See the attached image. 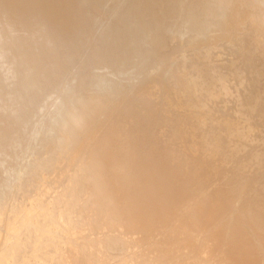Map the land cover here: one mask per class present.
<instances>
[{"label":"bare ground","instance_id":"1","mask_svg":"<svg viewBox=\"0 0 264 264\" xmlns=\"http://www.w3.org/2000/svg\"><path fill=\"white\" fill-rule=\"evenodd\" d=\"M197 1L212 23L192 44L205 49L191 72L167 64L132 87L113 71L71 83L49 116L53 142L27 158L0 150V167L11 158L0 176V264H264V189L249 185L253 169L264 175V136L235 161L255 139L254 116L264 118V91L233 94L237 120L216 117L209 102L232 92L208 57L213 38L228 40L247 19L257 34L243 57L260 47L264 58V0ZM117 19L132 39H159L148 45L156 51L171 39Z\"/></svg>","mask_w":264,"mask_h":264},{"label":"rangeland","instance_id":"2","mask_svg":"<svg viewBox=\"0 0 264 264\" xmlns=\"http://www.w3.org/2000/svg\"><path fill=\"white\" fill-rule=\"evenodd\" d=\"M98 1L94 10L92 5H83L79 0H0V150L4 148L11 156L21 152L27 158L53 142L49 116L71 83H76L72 86L76 90L78 83L93 76H110L113 71L122 82L121 87H132L143 83L153 72H164L167 64H172L173 71L179 68L189 73L198 49H205L201 43L198 49L192 45L206 38L212 23L203 17V7L197 0ZM113 14L124 15L155 34L171 38L169 45L161 51L149 48L157 40L152 39L154 33L149 40L132 39L125 29H118L115 24L118 19L115 15L112 18ZM230 34L228 40L212 39L208 57L223 65L224 80L232 94L211 100L209 106L216 117L237 120L233 94L244 97L247 92L264 91V58L259 56L260 47L248 59L243 57L257 34L249 20L244 19ZM252 122L255 139L235 161L243 155L247 158L257 139L264 136V118L254 116ZM220 129L225 141L224 126ZM3 158L0 176L9 170L11 163L9 155ZM223 171L226 177L221 181L232 184L231 168L225 166ZM254 173L258 180H251L249 185L263 191L264 175L259 169L250 172ZM111 237L108 249L117 251L121 241Z\"/></svg>","mask_w":264,"mask_h":264}]
</instances>
